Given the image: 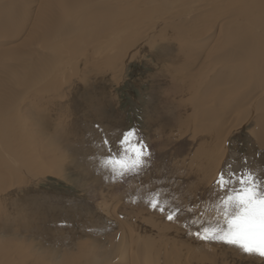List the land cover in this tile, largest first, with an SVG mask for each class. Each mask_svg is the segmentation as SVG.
I'll use <instances>...</instances> for the list:
<instances>
[{
	"label": "rangeland",
	"instance_id": "374dc122",
	"mask_svg": "<svg viewBox=\"0 0 264 264\" xmlns=\"http://www.w3.org/2000/svg\"><path fill=\"white\" fill-rule=\"evenodd\" d=\"M263 6L264 0H0L1 11L7 12L0 15V122H3L0 162H5L1 166L7 167L6 171L0 169V264H91V261L108 264L112 258L106 260L103 250L109 243L108 236L119 228L108 211L114 206L113 216L119 222L123 212L150 205L156 196L162 208L173 205V201L178 208L174 210L176 214L189 209L196 212L199 208L200 214L195 219L202 216L209 222L208 226L214 223V227L222 226L223 215L218 205L224 194L214 185L217 174L201 192L192 191L194 195L190 198L188 190L205 181H197L195 169L187 178L190 171L180 165L191 160L197 146L206 139L201 134L203 138H196L193 146H188L193 142L191 132L196 133L194 127L206 125L205 114L193 124L197 111L206 107L217 110L219 121L227 131L231 118L244 110L240 121L229 130L227 154L217 173L250 169L264 180V144L257 143L252 136L258 130L256 125H263L264 103L259 100L255 104L244 95L256 91L253 87L258 90L263 78L259 76V67L255 70L242 67L244 70L240 72L244 64H239L246 59L259 60L264 53V26L250 20ZM60 10L63 15L69 14L66 21ZM51 18L56 21L57 30L48 33ZM159 18L174 21L164 29L157 28L154 25ZM58 25L62 28L58 29ZM181 26L194 42H202L200 49H183ZM109 27H115L121 34L114 37V42L104 32ZM248 39L261 41L257 45L263 50L259 48L257 55L245 54L235 45L245 44ZM94 49L97 52L93 55ZM178 100L181 106L176 108ZM9 117H14L12 123ZM180 123L188 126L187 137L181 135L174 143L171 135L168 140L159 137L169 129V134L175 135L182 127ZM129 130L137 133L132 142L146 145L149 155L137 171L114 178L110 168L102 164L105 159L124 155L120 140L122 133ZM101 137L110 143L101 145ZM7 151L16 152V160L28 171L23 168L12 174L14 169L8 166L11 160H2ZM48 153L62 155L64 164L60 165L64 168L47 162ZM173 161L179 162V167ZM25 174L28 176L24 177ZM237 178H233L231 188L240 187ZM18 179L21 183L16 182ZM140 180L147 198L143 206L136 205L135 200L123 199L130 189L141 187ZM182 197L190 200L182 201ZM188 202L194 205L189 207ZM165 211L161 213L165 218L153 215L169 222ZM181 231L183 236L174 238L179 246L171 243L172 246L165 244L155 249L161 256L159 261H175L171 257L172 249L183 251L180 244L189 242L187 234L196 236L186 227ZM144 237L149 240V248L139 242V249L152 250V241L147 235ZM166 237L158 234L157 243L160 245ZM198 242L203 248L206 244L211 258L217 257L215 264H249L255 258L261 262L256 264H264L261 258L243 254L234 246L200 239ZM230 248L238 250L241 256L219 255L223 249ZM194 249L204 253L198 251L202 249L198 246ZM93 257L103 259L91 260Z\"/></svg>",
	"mask_w": 264,
	"mask_h": 264
},
{
	"label": "bare ground",
	"instance_id": "6f19581e",
	"mask_svg": "<svg viewBox=\"0 0 264 264\" xmlns=\"http://www.w3.org/2000/svg\"><path fill=\"white\" fill-rule=\"evenodd\" d=\"M242 1V0H241ZM151 2V1H150ZM86 3V2H85ZM152 3V2H151ZM146 4V3H145ZM148 4H150V3H148ZM84 5V4H83ZM83 5H79V7L80 6H83ZM232 6V5H231ZM13 8V7H12ZM81 8V7H80ZM83 8V7H82ZM81 8V9H82ZM112 8V7H111ZM73 9H76L75 7L74 8H72V11H73ZM80 9V10H81ZM190 10H191V13H192V9L191 8H189ZM243 9H244V7H243ZM9 9H7V11H8ZM124 10V9H123ZM194 10V9H193ZM199 10V9H198ZM198 10H196L195 12L197 13V11ZM10 11V10H9ZM61 11V10H60ZM76 11V10H75ZM75 11H73V12H75ZM82 11V10H81ZM244 11V10H243ZM0 15L3 13V15H4V13H5V11L4 12H2L1 11V9H0ZM15 12V11H14ZM62 12V15H63V11H61ZM137 12V11H136ZM246 12V11H245ZM7 13V12H6ZM6 13H5V15H6ZM23 13V12H22ZM26 13V12H25ZM24 13V14H25ZM69 13H72V12H69ZM77 13H79V10L77 11ZM14 14V13H13ZM23 14V15H24ZM61 14V13H60ZM66 14V15H65ZM65 14L63 15V20L64 21H66L65 19H66V16H68L69 14H67L66 12H65ZM246 14H249V13H247L246 12ZM250 14H251V11H250ZM253 14V13H252ZM251 14V15H252ZM77 15V14H76ZM19 16V15H18ZM74 16V15H73ZM79 16V15H78ZM136 15H134V17H135ZM140 17H141V15H139ZM234 16V15H233ZM233 16H231V18L233 17ZM235 16H236V14H235ZM246 16H248V17H250L249 15H245V17ZM6 17V16H5ZM24 17V16H23ZM69 17V16H68ZM71 17H72V15H71ZM75 17H77V16H75ZM75 17H74V19H75ZM132 17V16H131ZM237 17V16H236ZM242 17H244V16H242ZM59 18V17H58ZM56 19V20H58L59 21V19ZM62 18V17H61ZM94 18V17H93ZM136 18V17H135ZM221 18V17H220ZM247 18V17H246ZM72 19V18H71ZM124 19V18H123ZM234 19V18H233ZM237 19V18H236ZM249 19V18H248ZM16 20V19H15ZM50 20V22L52 23V24H49L50 26L49 27H51V28H49L48 27V33L49 32H53L54 30H57V29H55L56 28V21H54V19L53 18H51V19H49ZM62 20V21H63ZM76 20V19H75ZM129 20V19H128ZM184 20V19H183ZM244 20H246V19H244ZM250 20L252 21V23L253 24H261L262 25V27L264 26V6L262 7V9L259 11V12H257L254 16H251L250 17ZM250 20H247V21H250ZM22 21V20H21ZM61 20H60V23L62 22ZM126 21V20H125ZM132 21V24H135L134 23V21L133 20H131ZM131 21H127V22H131ZM174 20H169V18H168V20L166 19H164V18H162V20H160V18H159V21L156 23L155 22V24L156 25H154V26H157V28L159 27V28H161V27H163V29H164V26L166 27V24H171L172 22H173ZM238 21V20H237ZM23 22V21H22ZM108 23V22H107ZM183 23H184V21H183ZM248 22H246V24H247ZM70 24V23H69ZM110 24V23H109ZM108 24V25H109ZM112 24V23H111ZM179 24V23H178ZM60 25V24H59ZM58 25V29H60V28H62V26H59ZM172 25H176V24H172ZM180 25V24H179ZM249 25H251V24H249ZM161 26V27H160ZM177 26V25H176ZM251 26H253V27H256L257 28V26H255V25H251ZM73 27V26H72ZM74 27H76V26H74ZM133 27H135V25L133 26ZM132 27V28H133ZM178 27V26H177ZM221 27V26H220ZM253 27H251V28H253ZM181 28H182V26H181ZM260 28V27H259ZM136 29V28H135ZM68 30V29H67ZM66 30V34H69V32L70 31H67ZM74 31H75V28L73 29ZM101 30V29H100ZM105 30V29H104ZM162 30V29H161ZM257 30H258V28H257ZM15 31V30H14ZM77 31V30H76ZM56 32V31H55ZM99 32V31H98ZM104 32H107L108 34H109V39H110V41L111 42H114L116 39L114 38V37H121V34H118V31H117V29L115 28V27H113V28H106V31H104ZM134 32H135V30L133 29V31H132V34L134 35ZM161 32V31H160ZM72 33H74V32H71V34ZM75 33H77V32H75ZM80 33V32H79ZM101 33V32H100ZM99 33V34H100ZM158 33V32H157ZM163 33H165V32H163ZM233 33V32H232ZM70 34V35H71ZM98 34V33H97ZM161 34V33H160ZM54 35V34H53ZM58 35H60V34H58ZM233 35V34H232ZM52 36V35H51ZM61 36V35H60ZM99 36V35H98ZM101 36V35H100ZM156 36V35H155ZM179 36H180V38L183 36V38H181V40H182V46H183V49L185 48V50H187V51H189L190 49H200L201 48V46H202V42H198V41H196V42H194V39L192 38V37H190V36H188L187 35V33H186V29L185 30H183V28L180 30V33H179ZM227 36H229V35H226V37ZM55 37V36H54ZM80 37V36H79ZM81 38V37H80ZM208 38V37H207ZM227 38H229V37H227ZM230 38H231V35H230ZM59 39V38H58ZM58 39H56V40H58ZM158 39H160L159 37L157 38V40ZM209 39V38H208ZM55 40V39H54ZM156 40V39H155ZM154 40V41H155ZM156 40V41H157ZM229 40V39H228ZM231 40V39H230ZM200 41V40H199ZM204 41V40H203ZM207 41V40H206ZM262 41H264V39L262 40ZM257 42V43H256ZM256 42L254 41V40H250V39H248V42L246 41V43L245 44H239V43H237V41H236V43L237 44H235V45H237L240 49H242L243 50V52H245V54H246V52H249V54H252V53H255V55H257V53H258V49L259 48H261V50H263L262 49V47L260 46V45H257L258 43H260L261 41H258V40H256ZM63 43V42H62ZM149 43H152L151 41H149ZM264 43V42H263ZM97 46H99L98 45V43H95ZM94 44V45H95ZM125 46H122V48H124ZM230 47V46H229ZM233 47V46H232ZM247 47H248V49H247ZM95 48V47H94ZM236 48V47H235ZM238 48V49H239ZM99 49V48H98ZM225 49V48H224ZM237 49V48H236ZM94 50H96V49H94ZM19 52V51H18ZM97 52V50L96 51H94L93 52V55L95 54ZM53 53V52H52ZM262 53V52H261ZM22 54V53H21ZM49 54V53H48ZM51 54V53H50ZM99 55L100 54H98V56H97V59L98 58H100L99 57ZM195 55V54H194ZM197 55V54H196ZM244 57H245V55H243ZM20 57V56H19ZM197 57V59H196V61L198 60V56H196ZM203 57V56H202ZM206 57V56H205ZM239 57H240V55H239ZM258 57V56H257ZM191 58V57H190ZM243 58V57H242ZM246 58H248L247 56H246ZM245 58V59H246ZM109 59V58H108ZM200 59V58H199ZM203 59V58H202ZM239 59H241V58H239ZM238 59V60H239ZM22 61V60H21ZM20 61V62H21ZM110 61H112V60H110ZM243 61H244V59H243ZM204 62V61H203ZM238 62H241V61H238ZM245 63H239V64H244V65H242V66H240L241 67V70H240V72H242L244 69L243 68H249V69H251V70H255L256 68H258L259 67V70L261 71V75H260V73H259V76L261 77V79L263 78V80H264V53L263 54H261L260 56H259V60H255V59H246V61H244ZM42 63H43V61H42ZM234 63H236V62H234ZM39 64H41L40 62H39ZM233 65L234 64H232L231 65V67H233ZM236 65H238V64H236ZM119 66V65H118ZM243 67V68H242ZM235 67H233V69H234ZM232 69V70H233ZM238 70L240 69V68H237ZM245 71H246V69H245ZM102 72V71H101ZM250 72V71H249ZM253 72V71H252ZM246 73V72H245ZM233 74V73H232ZM239 74V73H238ZM240 75H241V73H240ZM255 76H256V73L254 74ZM203 76V75H202ZM258 76V75H257ZM42 77V75H40V78ZM240 77V76H239ZM250 77V76H249ZM249 77H247L248 79H250ZM247 79V80H248ZM252 81H253V79H251ZM262 80V81H263ZM258 81H260V79H258ZM257 81V82H258ZM262 81L261 82H259V84H258V90L256 89V87H253L256 91H249V92H247V93H244V95L245 96H247V97H250L251 98V101H254L255 102V104L260 100L262 103H264V84H262ZM36 83H38V81H36ZM183 83H185V82H183ZM229 84H231V82H229ZM175 85V84H174ZM262 87H261V86ZM177 87V86H176ZM237 87H238V85H237ZM176 89H178V87L176 88ZM75 91V90H74ZM178 91V93H179V90H177ZM245 92V91H244ZM226 101V100H225ZM178 104L177 105H175V107L176 108H179L181 105H180V101L178 100ZM169 107V106H168ZM168 107H166V108H164L163 110L165 111V113H166V110L168 109ZM246 110V109H245ZM243 111V112H242ZM241 112H240V114H236V116L234 117V119H233V117L231 118V121H230V127H229V129L226 131V127L224 126V125H221V122L219 121V116H218V114H219V112H217V110H210V109H208L207 107L205 108V110H199V111H197V113H196V115L194 116V120H193V124H194V122H196V121H198V119H199V116L200 115H202V114H205V121H206V125H204V127H197V125H196V127H194V129H195V131H196V133H192L191 132V139L193 140V142H191L190 140V142H191V144H189L188 146H193V143H194V141H195V139L196 138H198L199 137V139L202 137L201 136V134H205L206 135V139H205V142L204 143H200L199 144V146H197V148H196V151H195V154H193L194 156H193V158L191 159V160H187V161H184L183 163H182V165H180L182 168H187L186 169V171H190V173H188L187 174V178L190 176V175H192L193 174V170L195 169V172H196V179H197V181H201V182H203V181H205V183L203 184V185H201V186H197V187H195V188H193V189H190V190H188V197H190L191 198V196H193L194 194H192V191L193 192H197V191H202L201 189H203V188H206L208 185H209V183L210 182H212V180L216 177V174H218L217 172H218V170H219V168L221 167L222 168V166H221V164H223L222 162H223V159H225V155L227 154L226 152H227V142H228V140H229V136H230V134H229V130L231 129V126L232 125H235V124H237L239 121H240V117H242L245 113H244V110H242ZM163 114V113H162ZM165 115V114H164ZM168 115V114H167ZM167 115H165L166 117H168ZM13 118L14 117H9V119L8 120H10L11 121V123H12V121H13ZM176 119V118H175ZM204 119V118H203ZM233 119V120H232ZM264 119V118H263ZM15 122V121H14ZM2 123L3 122H0V126L2 125ZM61 123V122H60ZM182 123H184V122H182ZM182 123H180L179 124V126H182ZM263 123V125H260L259 126V124H257V121H255L254 122V124H257L256 126H258V130L256 131V132H252V136L257 140V143H262V144H264V122H262ZM62 124H64V123H62ZM220 124V125H219ZM241 125H243V121L241 122ZM61 126V125H60ZM255 126V127H256ZM169 131H170V129L169 130H166V131H163V132H161L160 134H159V137H161V138H165V139H169L168 137L171 135V140H172V142L174 143V142H176V141H179L182 137H179V136H181V135H186L187 133H189L188 131H189V128H188V126L187 127H184V126H182L181 127V129L178 131V133H176L175 135H172L171 133L169 134ZM189 134H187L185 137H187ZM203 138V137H202ZM53 140V142H55V139L54 138H52ZM60 139L61 140H63L62 142H64V139H62V138H59V141H60ZM49 140V139H48ZM58 140V139H57ZM56 140V141H57ZM66 142V141H65ZM57 144H55V146H56ZM61 145H63V144H61ZM65 145V144H64ZM63 145V146H64ZM67 145V144H66ZM58 146V145H57ZM57 146H56V148H57ZM60 146V145H59ZM62 146V147H63ZM66 147V146H65ZM190 147H188V150L189 149H191ZM59 149H61L60 147H58ZM57 148V149H58ZM67 148V147H66ZM69 148V147H68ZM67 148V149H68ZM176 148V147H175ZM71 149V148H70ZM70 149H68L69 150V152H70V154H73L74 155V151H72V150H70ZM33 150V149H32ZM63 150V149H62ZM66 151V150H65ZM8 152V155H6V156H4V155H2V156H4V158L2 159V160H6V161H8V160H11V162L10 163H12V164H10V165H8V166H11V167H13V169H14V171L12 172V174H16V173H19L23 168L26 170V168H25V166H22V165H20V163H19V161L18 160H16L17 158H18V154L16 153V152H10V151H7ZM51 154V153H50ZM41 158H42V155H39ZM48 156V157H47ZM46 157H47V162L49 161L51 164H53V167H54V165H56V166H59V167H63L64 168V166L63 165H60V163H62L61 162V158H63L62 157V155H60V154H56L55 153V155L54 156H50L49 155V153H48V155H47ZM45 158V157H44ZM68 158L69 159H71L72 157L71 156H68ZM43 159V158H42ZM45 160V159H44ZM67 161V160H66ZM65 161V162H66ZM72 161V160H71ZM56 162V163H55ZM68 162V161H67ZM174 162V161H173ZM4 163V165L6 164L5 162H3V161H1L0 162V169H2V170H4V171H6L7 170V167L6 166H1V164H3ZM72 162H70V164H71ZM175 164H177L178 165V167H179V162H174ZM181 163V162H180ZM29 164H31V162H29ZM62 164H64V163H62ZM67 164V163H66ZM76 164V163H75ZM74 164V162H73V165H75ZM24 165V164H23ZM72 165V166H73ZM184 165V166H183ZM66 166V165H65ZM174 166V165H173ZM177 168V167H176ZM51 169V168H50ZM57 169V168H56ZM68 169V168H67ZM58 170V169H57ZM62 170V169H61ZM160 170V169H159ZM178 170V169H177ZM176 170V171H177ZM182 170V169H181ZM1 171V170H0ZM28 170H26V172H27ZM55 171V170H54ZM59 171V170H58ZM63 171V170H62ZM175 171V172H176ZM25 172V171H24ZM23 172V173H24ZM25 172V173H26ZM176 173H178V171L176 172ZM1 174H3V173H1ZM46 174H48V173H44L43 175H46ZM19 175V174H18ZM20 176V175H19ZM26 176H28L27 174H25L24 175V177H26ZM36 176V175H35ZM12 177H13V175H12ZM191 177V176H190ZM30 179V178H29ZM32 179V178H31ZM35 179V178H34ZM97 179V178H96ZM190 179V178H189ZM195 179V178H194ZM17 183H21V181L18 179L17 181H16ZM140 182H141V187H138V186H136L135 188H134V190L133 191H131V189L129 190V192H127V193H129V194H127L128 196H126V197H124L123 199H125L126 200V202L127 201H134L135 200V203H138V204H136V205H139V206H143L144 205V203H145V201H146V199L147 198H145V196L146 195H144V193H145V190H144V188L142 187L143 186V181H141L140 180ZM146 182V181H145ZM207 182H208V184H207ZM23 183V182H22ZM194 185H195V183H193ZM138 185H140V184H138ZM193 185V186H194ZM146 186V185H145ZM154 186V185H153ZM152 186V187H153ZM149 187V186H148ZM147 187V188H148ZM146 188V189H147ZM131 191V192H130ZM135 192V193H134ZM136 192H138V194L136 193ZM185 194V193H184ZM187 195V194H186ZM185 196V195H184ZM204 197V196H203ZM120 198V197H119ZM172 198L173 197H171V201H172ZM195 198V197H194ZM205 198V197H204ZM183 200H190L189 198L187 199V197L185 198V197H182V201ZM194 200V199H193ZM177 201V200H176ZM195 201V200H194ZM122 202V201H121ZM121 202H120V206H123V205H121ZM140 202H142V204H140ZM160 202V201H159ZM210 202V201H209ZM167 203H169V202H167ZM178 203H179V201H178ZM189 203V202H188ZM194 202H190L189 203V207H191V204L192 205H194L193 204ZM102 205H104L105 207H106V205H105V203H101ZM116 204V203H115ZM118 204V203H117ZM131 204V203H130ZM183 204V203H182ZM187 204V203H186ZM119 205V204H118ZM176 204L174 203V201H173V205H171V206H164L163 205V208L165 209V210H168V211H173L174 212V210H175V208H177L176 206H175ZM103 206V207H104ZM150 205H147L146 204V206H143V207H141V208H143V209H141V208H138V209H134V210H131L130 211V209L129 208H126V211H128V209H129V212H123L122 213V215H120V216H122V219H120L119 220V222L114 218V211H115V208H114V206H112L111 207V212L110 211H108L109 213H111L110 215H109V217L116 223H119V228L115 231V232H113V234H111L110 236H108L109 238H107V240L109 241V243H108V245L106 244V249L105 250H103V252H104V254H105V257H106V260H110V258H112L109 262H108V264H124V262H126V264H215V262H217V260L215 259V258H217V257H215L214 258V256H213V258H211V256H209L208 254H207V251H208V248L204 245V248L202 247V244H198V243H201V242H198V238H197V236H192V235H188L187 233V238H189L190 240H189V242H185V243H183V244H180V245H182V246H184V250L183 251H179V252H175L173 249H172V253H171V257L175 260V261H170L169 263L168 262H166V261H164V260H162V261H159L160 259H161V256H160V253H159V251L158 250H155V249H161V247H163L165 244V246H172L171 245V243H174V244H176V246H179L178 244H177V240H175L174 238H176V237H178L179 235H181V234H183L182 232L183 231H181L183 228H187V230H190V232H193L194 234H196L197 232H195L196 230H198L199 231V229H205V228H214V224L213 225H211V227L210 226H208L209 225V222H207V220H205L202 216H200L201 218L200 219H197V218H199V217H197L196 219H195V215L196 214H200V210H199V208H197L195 211L196 212H194V210H193V212L192 211H190L191 209H189V211L187 212V211H183V212H180V211H178V210H176V212H177V214H176V219H177V221L176 220H174V222L173 223H175V224H177V226L175 225V226H172V225H174L173 223H172V221L170 222H163L164 221V218H165V216L164 215H162L161 214V211L159 210V208L158 209H153L152 207H149ZM125 207H126V205H125ZM162 207V206H161ZM200 207V206H199ZM205 207H206V205H205ZM211 207V206H210ZM112 208H114L113 210H112ZM187 208V207H186ZM193 208H196V207H193ZM208 208V207H207ZM117 209V208H116ZM178 209V208H177ZM201 209V208H200ZM89 210V209H88ZM102 210V209H101ZM109 210V209H108ZM187 210V209H186ZM207 210V209H206ZM125 211V210H124ZM201 211H203L202 209H201ZM165 212H167V211H165ZM198 212V213H197ZM108 213V214H109ZM152 213V214H151ZM159 214V215H162V217L164 216V218L161 220V219H157V218H155L154 217V215L153 214ZM168 213V212H167ZM107 214V215H108ZM202 214V213H201ZM156 216V215H155ZM167 216V215H166ZM197 216H199V215H197ZM204 216V215H203ZM158 217V216H157ZM160 217V216H159ZM213 219V218H212ZM108 220V219H107ZM111 220V221H112ZM106 221V220H105ZM143 221H144V223H143ZM178 223H180V225H178ZM166 224H171L170 226H168V225H166ZM115 225V224H114ZM184 225H185V227H184ZM113 228V227H112ZM145 228H147V231H146V229ZM200 232V231H199ZM158 234H160V236H163V235H166L167 237H166V239H162L164 242L163 243H160V245L157 243V241H156V237H157V235ZM148 236L149 238H150V240L152 241V250H149V249H143V248H140L139 249V242H143V246H144V248H149V240H148V238L146 237H144V236ZM135 236H137L138 237V239H136L135 238ZM183 235H181L180 237H182ZM173 238V239H172ZM186 238V239H187ZM174 240V241H173ZM201 241V240H200ZM195 244V247H197L198 246V248H202V249H198V251H201V252H204V253H199V252H197L194 248H193V245ZM3 245V244H2ZM3 247V246H2ZM158 247V248H157ZM172 248V247H171ZM193 248V249H192ZM224 248V247H223ZM76 249V248H75ZM83 249V248H82ZM88 249V248H87ZM234 249H236V248H234ZM204 250V251H203ZM85 251V250H84ZM223 251V252H222ZM221 251V253H219V255L220 256H228V255H233V254H235V255H238L239 253H237V251L235 250H233V249H223ZM91 252V251H90ZM89 252V253H90ZM206 252V253H205ZM212 252V251H211ZM241 252V251H240ZM84 253V252H83ZM83 253H81V254H83ZM162 253V252H161ZM169 253V252H168ZM85 254V253H84ZM214 254V253H213ZM213 254H211V255H213ZM216 254H218V253H216ZM242 254V253H241ZM187 255H188V257H187ZM240 255V254H239ZM79 255L77 254V257H78ZM241 256V255H240ZM71 257H73V256H71ZM82 257V256H81ZM109 257V258H108ZM140 257V258H139ZM230 257V256H229ZM228 257V258H229ZM232 257V256H231ZM221 258V257H220ZM70 259V258H69ZM91 259V258H90ZM103 258H95V257H93L91 260H95V261H97V260H102ZM240 260H241V258H239ZM252 259V258H251ZM88 260V259H87ZM90 260V261H91ZM233 260V259H232ZM235 260H237V258L235 259ZM243 260V259H242ZM256 261L257 259L255 258V259H253V260H249V264H256V263H261L260 262V260H259V262H255V263H253L252 261ZM257 260V261H258ZM231 261V260H230ZM70 262V261H69ZM103 262H105L104 260H103ZM232 262H234V261H231V263ZM263 262V261H262ZM95 263H97V262H95ZM107 262H105V263H102V264H106ZM240 263V262H239ZM41 264V263H40ZM89 264V263H88ZM91 264H92V261H91ZM241 264H243V263H241Z\"/></svg>",
	"mask_w": 264,
	"mask_h": 264
},
{
	"label": "snow or ice",
	"instance_id": "6c2138e0",
	"mask_svg": "<svg viewBox=\"0 0 264 264\" xmlns=\"http://www.w3.org/2000/svg\"><path fill=\"white\" fill-rule=\"evenodd\" d=\"M97 128L99 130V126ZM136 135L137 133L131 130L123 132L120 145L124 155L119 159L109 158L103 161L102 166L110 168L114 178L137 171L142 167L144 157L149 155L146 145L139 141L132 142ZM100 143L106 146L110 141L101 137ZM234 177H238V189L230 187ZM214 185L224 194L218 205L222 210L224 223L222 226L197 232V238L234 246L243 254L264 260V180L258 178L250 169L239 173L229 169L227 173L221 170L217 174ZM149 203L153 209L159 208L161 213H164L165 209L160 207L158 196ZM166 219L174 221L176 213L169 212Z\"/></svg>",
	"mask_w": 264,
	"mask_h": 264
}]
</instances>
